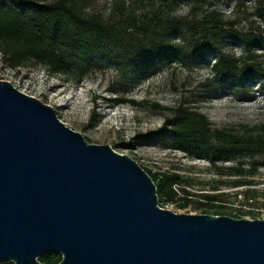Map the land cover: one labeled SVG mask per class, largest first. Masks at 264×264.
<instances>
[{
	"label": "water",
	"instance_id": "95a60500",
	"mask_svg": "<svg viewBox=\"0 0 264 264\" xmlns=\"http://www.w3.org/2000/svg\"><path fill=\"white\" fill-rule=\"evenodd\" d=\"M133 158L88 143L0 76V260L264 264V218L176 213Z\"/></svg>",
	"mask_w": 264,
	"mask_h": 264
},
{
	"label": "trees",
	"instance_id": "16d2710c",
	"mask_svg": "<svg viewBox=\"0 0 264 264\" xmlns=\"http://www.w3.org/2000/svg\"><path fill=\"white\" fill-rule=\"evenodd\" d=\"M230 1L226 13L216 7V0H110L109 15L104 16L86 12L85 0H0V59L10 68L35 60L54 74L81 70L100 59L133 76L148 74L174 60L184 66L201 62L209 65L211 73L205 82L212 80L233 90L256 86L257 91H264V0ZM179 2L185 7L182 12L176 7ZM225 43L237 45L240 53L225 50ZM186 93L194 95L193 91ZM184 96L173 107L152 104L154 110L170 115L146 140L167 137L204 154L213 165L222 158L249 156L252 161L247 169L231 166L227 174L237 176L234 186L252 185L248 176L264 164V123L246 133L211 128L206 116ZM109 100L134 106L146 103L119 97ZM146 171L157 187L158 198L175 194V184L181 186L185 195L181 208L198 196L204 213L256 218L254 211L227 212L224 191L189 193L191 182L178 173L158 178ZM38 259L56 264L61 255L49 252ZM0 264L12 263L2 260Z\"/></svg>",
	"mask_w": 264,
	"mask_h": 264
},
{
	"label": "rangeland",
	"instance_id": "374dc122",
	"mask_svg": "<svg viewBox=\"0 0 264 264\" xmlns=\"http://www.w3.org/2000/svg\"><path fill=\"white\" fill-rule=\"evenodd\" d=\"M216 1L218 9L229 11L230 0ZM83 4L86 12L109 15L110 0H85ZM176 7L179 12L185 10L183 2ZM223 47L235 55L240 53L235 44L225 43ZM210 74L209 65L205 63L194 62L184 66L177 60L148 74L133 76L122 74L112 62L100 59H93L88 66L67 74L51 73L35 60L10 68L0 59L3 80L52 106L57 117L81 133L88 143L110 144L115 151L130 156L158 178L164 173H178L191 182L187 187L189 193L224 191L228 194L226 211L241 215L236 205H264V164L248 176L254 181L252 185L234 186L232 181L237 176L227 174V168L241 165L247 169L251 157L222 158L213 165L204 154L195 153L167 137L146 140L149 138L146 135L156 131L164 118L170 115L167 111L154 110L152 104L173 107L182 95L206 116L211 128L246 133L264 123V91H257L256 86L233 90L217 86L212 80L205 82ZM188 91H193L194 95L188 97ZM113 97L146 103L139 106L117 103L109 100ZM173 189L175 194L158 198L160 207L176 213H204L198 196L188 206L179 207L185 195L180 185L175 184ZM245 191L250 200H247ZM242 217L252 218L251 215ZM256 218H264V213H257Z\"/></svg>",
	"mask_w": 264,
	"mask_h": 264
},
{
	"label": "built area",
	"instance_id": "2783aa9c",
	"mask_svg": "<svg viewBox=\"0 0 264 264\" xmlns=\"http://www.w3.org/2000/svg\"><path fill=\"white\" fill-rule=\"evenodd\" d=\"M228 205V203H227ZM236 208H238L239 211L246 212V211H254L257 213H264V205L261 207H254L253 205H250V203H243L240 205H236Z\"/></svg>",
	"mask_w": 264,
	"mask_h": 264
}]
</instances>
